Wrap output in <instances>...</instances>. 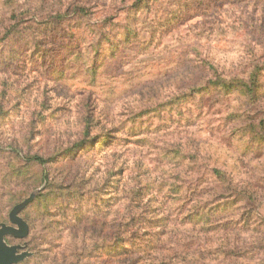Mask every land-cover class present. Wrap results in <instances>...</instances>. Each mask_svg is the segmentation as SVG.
<instances>
[{
  "label": "rangeland",
  "instance_id": "374dc122",
  "mask_svg": "<svg viewBox=\"0 0 264 264\" xmlns=\"http://www.w3.org/2000/svg\"><path fill=\"white\" fill-rule=\"evenodd\" d=\"M203 61L227 76L264 63V0H0V224L35 194L20 213L29 235L6 237L31 253L19 264H114L151 236L89 259L78 223L122 222L133 202L142 234L163 226L154 215L176 225L173 264H264V128L240 124L264 109V68L250 93L184 95ZM178 172L173 201L159 183Z\"/></svg>",
  "mask_w": 264,
  "mask_h": 264
},
{
  "label": "trees",
  "instance_id": "16d2710c",
  "mask_svg": "<svg viewBox=\"0 0 264 264\" xmlns=\"http://www.w3.org/2000/svg\"><path fill=\"white\" fill-rule=\"evenodd\" d=\"M260 65H263L264 63L253 61L252 64L249 66H246L245 70H241V72H237L234 74H231L232 76H227L225 73H220V69H218L214 64L208 63L203 61L201 64V73L204 74V76H199L202 80L190 82V83H181L179 84V89L185 91L184 95L188 96L190 93L196 92V91H208L210 89V86H220L223 88H228L229 90L232 88L240 89L243 87H247L249 84H251L250 89L247 88V91L250 93V90L252 87H255L254 84L257 83V78L259 77L260 71H262V67ZM203 66V67H202ZM203 68V69H202ZM229 77V80L227 82V78ZM256 80V81H255ZM203 81V82H202ZM236 89V90H237ZM255 107L253 109L248 110L245 112L243 116L240 117V124L241 126H257L258 128H264V109L260 107V105H257L256 102L254 103ZM264 107V104H262ZM148 115L144 110L138 114L137 118L145 117ZM85 136L89 138L92 134V129L85 128ZM113 133L112 131L107 134V141L103 143V149H108L113 144ZM99 141L96 143V147L98 145ZM86 144V142H82L79 144V146H82ZM78 146V145H76ZM180 148V145H179ZM181 151V149H180ZM60 154L65 152L63 150H59ZM180 153L178 150H171L170 145L166 144V161L172 162L174 161V158H171V155H178V159H181ZM182 154V153H181ZM192 162H194L198 158V154H190L189 155ZM173 160H171V159ZM76 162V159H73ZM32 161L39 162L40 164L44 165L47 163V161L42 156H36L32 158ZM176 161V160H175ZM67 163L63 162L62 166H65ZM171 164V163H170ZM176 168H181V163L176 162ZM163 168V167H162ZM125 169V168H124ZM124 169H121V172L124 173ZM179 173V172H178ZM176 173L175 176H173V183L170 184V180L166 179L165 181H161L159 184V188H164L169 186L174 193L170 197V200H180V197L174 194H178L181 190V175L180 173ZM76 174V173H75ZM73 174L69 173L68 177L72 178ZM170 176L168 174L166 178ZM139 191V192H138ZM139 193L138 197L140 199H143V193L138 190ZM131 192H136L135 188L131 189ZM133 207H126V213L124 220L122 222H109L107 219L104 222H99L97 220H92L87 223H83L82 220L78 223L79 227H83L84 237L82 239V251L88 253L90 256H88L89 259H93V254H98V251L102 250V248L106 247L110 244H120L125 243L128 241V239H132L134 237L135 240H143L144 235L151 236V240L145 242V244H140L135 248L136 250H127L125 252H122L121 254L112 256L111 254H108L111 258L114 260V264H173V261H178L179 258L181 259V252L179 250H174V256L170 257L167 255V242L169 241L180 248V242L177 239L178 232L176 230V225H171L170 231H166V221L168 220V217L162 216L159 218L158 215H154L151 220H148L150 223H156V224H162L163 226H158L159 228L157 230H153L151 232H145V234H142L144 231V223L135 224V219L131 218L132 214L137 211V209H140L142 206L141 204H137L133 202ZM165 206V204H162V207ZM150 208L143 207V210L146 214H148ZM145 213H143L145 215ZM120 214V212H119ZM137 217V216H136ZM132 220H134L133 224ZM140 225V226H139ZM78 227V226H77ZM154 233V237L153 234ZM88 234H91V237H88ZM172 235V236H171ZM137 243V242H136ZM148 243V244H147ZM146 245V246H145ZM124 248V247H122ZM78 251L76 248L74 252ZM149 254L156 253L154 256H150ZM176 259V260H174ZM178 264V263H177Z\"/></svg>",
  "mask_w": 264,
  "mask_h": 264
},
{
  "label": "water",
  "instance_id": "95a60500",
  "mask_svg": "<svg viewBox=\"0 0 264 264\" xmlns=\"http://www.w3.org/2000/svg\"><path fill=\"white\" fill-rule=\"evenodd\" d=\"M34 198L35 194L15 206L10 214L12 225L0 224V264H19L31 256L30 252L24 250L26 245H9L6 237L13 236L18 239H25L29 235V224L20 216V213Z\"/></svg>",
  "mask_w": 264,
  "mask_h": 264
}]
</instances>
